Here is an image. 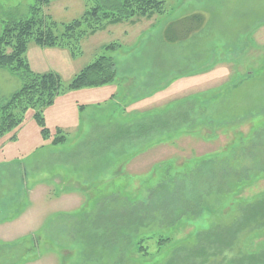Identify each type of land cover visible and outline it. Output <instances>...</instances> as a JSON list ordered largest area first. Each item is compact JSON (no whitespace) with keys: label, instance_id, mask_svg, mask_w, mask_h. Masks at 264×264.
Returning <instances> with one entry per match:
<instances>
[{"label":"rangeland","instance_id":"rangeland-1","mask_svg":"<svg viewBox=\"0 0 264 264\" xmlns=\"http://www.w3.org/2000/svg\"><path fill=\"white\" fill-rule=\"evenodd\" d=\"M37 1L0 0V32ZM162 1V14L106 24L57 65L67 85L104 54L116 79L59 94L43 109L48 138L31 110L0 138V264H264V220L245 219L264 200V0ZM90 4L39 13L65 23ZM193 13L202 27L166 43L167 24ZM34 47V72L70 54ZM21 84L0 67V101ZM108 96L76 125L81 105Z\"/></svg>","mask_w":264,"mask_h":264},{"label":"trees","instance_id":"trees-1","mask_svg":"<svg viewBox=\"0 0 264 264\" xmlns=\"http://www.w3.org/2000/svg\"><path fill=\"white\" fill-rule=\"evenodd\" d=\"M49 1L38 0L36 5L30 7L32 14L29 17L3 23L0 32V67L17 74L22 84L0 101V138H14L12 134L10 136V132L22 124L27 110L33 111L32 119L40 128L43 139L48 138L49 130L44 123L43 109L53 104L59 94L65 89L105 86L116 79L113 58L102 54L75 73L70 82L64 85L60 74L55 71L37 73L31 70L26 55L31 43L42 49L65 48L70 56L75 57L80 53V40L106 24H115L129 16L163 13L162 0H90L91 4L80 17L58 24L49 16L39 13L41 5ZM203 22L204 18L200 13L170 22L163 30V40L166 43L182 41L199 30ZM117 46V43L110 42L103 49L106 52L113 51ZM83 107L85 106H80L81 109ZM5 133L8 134L3 136ZM62 142L61 136L59 140H53L51 145ZM263 204L264 200L258 203L257 209L253 207L245 219L264 220ZM142 248L140 247L141 250Z\"/></svg>","mask_w":264,"mask_h":264},{"label":"crops","instance_id":"crops-1","mask_svg":"<svg viewBox=\"0 0 264 264\" xmlns=\"http://www.w3.org/2000/svg\"><path fill=\"white\" fill-rule=\"evenodd\" d=\"M35 45H32L30 48L28 47V49H27V60H29V58H30V53H31V51L33 50V49H36L35 47H34ZM37 47V46H36ZM57 49H59V48H57ZM63 50V49H62ZM67 51L65 50L64 52H59V53H57L56 54V56H57V64L53 61V60H48V59H45L44 61H46L48 64L46 65V67L44 68V69H40L39 71H36V72H46V71H55V72H57V73H59V74H61V72H59V70H58V68H60L61 66H57V65H61L64 61L65 62H68L69 60L67 59V56H70V54L69 53H66ZM53 53H55V52H53ZM69 54V55H68ZM65 58L68 60V61H66L65 60ZM30 61H31V59L29 60V62L28 63H30ZM31 70H33L32 68H31ZM73 72V71H72ZM72 75L74 74V73H71ZM72 75H70V76H72ZM61 76V75H60ZM113 93V92H112ZM111 93V94H112ZM114 101V99L112 98V97H107L105 100H101V102H91V103H89V104H87L85 107H83L82 109L81 108H78L77 109V112H78V115H79V119H80V121L79 120H77V126L78 125H80L81 124V120L85 117V116H87L88 115V113H94V114H98L97 112H99V111H101V109H103V108H109V107H111L112 106V102ZM51 145V144H50ZM51 146H53V145H51ZM62 145H58V147H61ZM51 149H53V147L51 148ZM50 149V150H51ZM53 151V150H52ZM51 153V152H50ZM1 165V164H0ZM9 166L11 167V170H12V164H9ZM61 169H62V167H60ZM10 172H12V174H11V176L13 175H15V173H14V171H10ZM0 174H2V172L0 173ZM25 174V173H24ZM31 183H38L37 181H32ZM46 184V183H45ZM31 187H33L34 188V184H31L30 185ZM25 189V188H24ZM27 189V188H26ZM18 238H20V237H18ZM31 238V237H30ZM37 240V239H36Z\"/></svg>","mask_w":264,"mask_h":264}]
</instances>
